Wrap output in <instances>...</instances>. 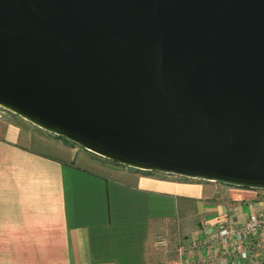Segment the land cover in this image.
<instances>
[{
	"label": "water",
	"instance_id": "1",
	"mask_svg": "<svg viewBox=\"0 0 264 264\" xmlns=\"http://www.w3.org/2000/svg\"><path fill=\"white\" fill-rule=\"evenodd\" d=\"M0 108L135 170L264 189V0H0Z\"/></svg>",
	"mask_w": 264,
	"mask_h": 264
},
{
	"label": "crops",
	"instance_id": "2",
	"mask_svg": "<svg viewBox=\"0 0 264 264\" xmlns=\"http://www.w3.org/2000/svg\"><path fill=\"white\" fill-rule=\"evenodd\" d=\"M38 130L0 115V264H228L195 244L264 214V189L92 160ZM178 236L192 248L159 252L160 237Z\"/></svg>",
	"mask_w": 264,
	"mask_h": 264
},
{
	"label": "built area",
	"instance_id": "3",
	"mask_svg": "<svg viewBox=\"0 0 264 264\" xmlns=\"http://www.w3.org/2000/svg\"><path fill=\"white\" fill-rule=\"evenodd\" d=\"M3 114L4 110L0 109V115ZM205 245L216 249L208 260L219 261L228 257V264H264V249L260 255L254 254L257 248L264 247V214L252 213L242 224L228 220L221 222L204 243L195 244V247ZM187 246L178 247L180 255L192 248L189 244Z\"/></svg>",
	"mask_w": 264,
	"mask_h": 264
},
{
	"label": "rangeland",
	"instance_id": "4",
	"mask_svg": "<svg viewBox=\"0 0 264 264\" xmlns=\"http://www.w3.org/2000/svg\"><path fill=\"white\" fill-rule=\"evenodd\" d=\"M3 116H5V117H12V118L13 117L20 118V117L14 115L13 113H11V112H9L7 110H4ZM38 131L44 132V130H42V129L41 130H38ZM44 133L46 135H49V136L53 137V138L56 137L55 135H52V134H50V133H48L46 131ZM63 141L65 143H67L68 145L72 146V147H77L79 149V151L81 153H85V156L87 158H89V159L97 160V161H103V159H104V158H102V157H100V156H98V155H96L94 153H91L89 151H86V150L82 149L81 147L72 144L71 142H67L65 140H63ZM170 239H169V241H167L164 237H160L158 239V240H160L162 242V243H159L158 244V247L160 248L159 249V252L164 254L165 253V249H169L168 252H170L173 255V259H175L176 255L178 256V253H179L178 252V247H180L181 245L184 244L185 238H183V237L180 238V236H178V237H173V238H170Z\"/></svg>",
	"mask_w": 264,
	"mask_h": 264
},
{
	"label": "trees",
	"instance_id": "5",
	"mask_svg": "<svg viewBox=\"0 0 264 264\" xmlns=\"http://www.w3.org/2000/svg\"><path fill=\"white\" fill-rule=\"evenodd\" d=\"M57 138H60V139H62V140H65V139H63L62 137H59V136H56ZM65 141H67V140H65ZM67 142H69V141H67ZM73 144V143H72ZM75 145V144H74ZM77 146V145H76ZM92 153V152H91ZM143 172H148V171H143Z\"/></svg>",
	"mask_w": 264,
	"mask_h": 264
}]
</instances>
